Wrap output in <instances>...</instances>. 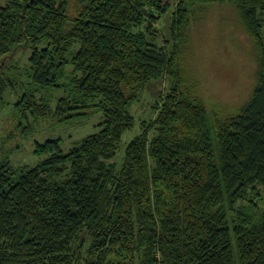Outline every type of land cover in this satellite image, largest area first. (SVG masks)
<instances>
[{
	"label": "trees",
	"instance_id": "trees-1",
	"mask_svg": "<svg viewBox=\"0 0 264 264\" xmlns=\"http://www.w3.org/2000/svg\"><path fill=\"white\" fill-rule=\"evenodd\" d=\"M215 4L238 11L257 62L249 98L227 115L193 96L177 62L193 8ZM167 6L0 0V61L29 51L22 115L59 125L102 115L66 154L48 140L34 168L0 165V264H264V0H179L169 54L148 39ZM164 74L173 85L116 171L106 161L133 127L130 107ZM58 87L53 109L37 101L39 89Z\"/></svg>",
	"mask_w": 264,
	"mask_h": 264
},
{
	"label": "rangeland",
	"instance_id": "rangeland-1",
	"mask_svg": "<svg viewBox=\"0 0 264 264\" xmlns=\"http://www.w3.org/2000/svg\"><path fill=\"white\" fill-rule=\"evenodd\" d=\"M165 1L168 6L155 23L156 35L148 39L161 48L165 47L169 54L174 43L170 32L172 14L179 0ZM195 8L186 43L179 46L177 62L184 76V84L188 83L193 96L200 98L209 112L214 110L227 115L237 111L252 92L257 69L253 46L233 6L215 4ZM261 18L264 22V14ZM261 35L264 39V27ZM77 48L73 47L72 51ZM28 58L29 51L19 48L0 61V77L5 81V88L0 92V165L7 163L16 172L32 169L45 159V154H36L37 144L60 139V150L66 154L83 138L98 132V125L102 121V115L98 112L64 125L35 120L31 115L24 117L17 102L33 90L24 72ZM71 71L72 67L67 66L66 77L59 81L60 85L68 84ZM172 85L173 79L164 74L149 81L139 92L138 99L129 110L133 127L122 135L115 156L106 164L113 165L116 171L120 170L130 142L140 136L144 127L151 125L156 116L155 101L168 92ZM64 95L65 88L62 87L35 92L37 101L48 103L52 109ZM149 136L153 137L152 130ZM261 208L264 209L263 206Z\"/></svg>",
	"mask_w": 264,
	"mask_h": 264
}]
</instances>
